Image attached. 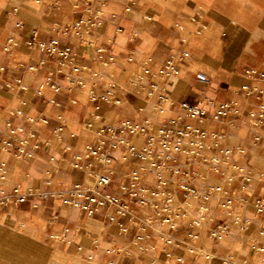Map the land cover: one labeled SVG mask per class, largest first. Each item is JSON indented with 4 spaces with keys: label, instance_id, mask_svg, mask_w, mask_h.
<instances>
[{
    "label": "crops",
    "instance_id": "crops-1",
    "mask_svg": "<svg viewBox=\"0 0 264 264\" xmlns=\"http://www.w3.org/2000/svg\"><path fill=\"white\" fill-rule=\"evenodd\" d=\"M52 39L64 55L49 53ZM183 48L166 80L142 74L146 59L155 72ZM73 65L72 85L64 74ZM162 93L169 100L154 109ZM181 101L205 110L200 122L186 118L207 133L201 156L143 171L156 204L129 199L120 186L140 159L120 144L102 165L87 147L123 119L155 130L182 115ZM7 122L20 129L16 140L28 138L29 155L2 148ZM125 140L141 149L146 136ZM103 167L104 191L130 209L119 223L108 207L66 202ZM16 187L28 194L0 203V256L39 254L29 243L40 240L81 264H264V212L255 209L264 197V0H0V198ZM167 196L172 229L155 212Z\"/></svg>",
    "mask_w": 264,
    "mask_h": 264
},
{
    "label": "built area",
    "instance_id": "built-area-1",
    "mask_svg": "<svg viewBox=\"0 0 264 264\" xmlns=\"http://www.w3.org/2000/svg\"><path fill=\"white\" fill-rule=\"evenodd\" d=\"M57 43V39H52L46 47L47 50L49 53L64 55L67 49H60ZM187 56L188 51L185 48L170 53L155 72L151 68L152 60L148 58L142 67V74H150L151 76L160 77L161 80H166L170 75L177 72V61ZM80 70V67L73 65L69 71L65 72V79L69 84L80 83V80L75 76ZM134 77L136 79L132 82V86L136 89H141L142 85L138 83V79H141L142 76L135 74ZM49 85L54 90L58 89L55 81L49 82ZM108 95L110 96V93ZM168 100L165 93L160 94L158 103L154 105V109H160L161 102ZM228 108V104L224 103L219 106L216 114L224 115ZM178 109L182 112V115L170 119L167 124L155 130H152L145 123H137L129 119H123L117 127L113 125L101 127L97 131L96 145L93 148L87 147L85 156H92L93 159L103 165L104 163H109V152L112 149H115L120 144H127L129 152L136 155L140 159V163L136 169L127 175L128 181L120 186V190L129 199L139 198L142 204H156L157 200L161 199V197L154 191L150 192L142 184L141 177L143 171L156 168L158 164H163L178 157L195 160L201 156L202 149L205 147L204 139L207 134L206 131L201 129L197 124L186 122V118L200 122L205 114L204 108L200 105L181 101L178 103ZM251 115L255 116L254 113H251ZM261 115L262 113L258 115V120ZM179 122H182L183 125L179 126ZM19 131V128L7 122L4 129L5 138L2 141V148L11 149L15 145L20 153L29 155V148L27 147L28 138L24 137L19 141L16 140ZM127 134H145L146 140L143 148L137 149L130 141H126L125 135ZM102 169L104 173L94 176L93 181L84 180L82 182H75L69 191V199L66 202L82 210H86L88 213L93 212L98 207H108L111 210L108 216L109 220L118 222V219L124 216L130 209L128 203L124 202L118 194L104 191L105 187L110 183V177L107 174L108 168L103 167ZM174 172L177 173L178 171L175 170ZM158 178L159 182H161L159 175ZM27 194L21 192L16 187L11 195H5L0 198V203L10 201L23 202L26 200ZM148 194H150V199L147 197ZM164 202L165 204L155 208V212L162 217L163 223L172 229L175 226L174 218L177 216V209L171 206V198L169 196L165 197ZM255 209L258 212H264V197L256 201ZM136 237L138 240H141L143 235L138 234ZM171 241V238L166 239L167 243H171ZM205 257L207 258L206 255Z\"/></svg>",
    "mask_w": 264,
    "mask_h": 264
},
{
    "label": "rangeland",
    "instance_id": "rangeland-1",
    "mask_svg": "<svg viewBox=\"0 0 264 264\" xmlns=\"http://www.w3.org/2000/svg\"><path fill=\"white\" fill-rule=\"evenodd\" d=\"M88 180L93 181L94 177L89 176ZM9 231V230H8ZM23 242L28 243V240ZM32 247L40 249L39 254H30L27 256H0V264H81L80 261L68 255L57 254V252L47 251L42 241L29 243ZM87 264V262H85Z\"/></svg>",
    "mask_w": 264,
    "mask_h": 264
}]
</instances>
